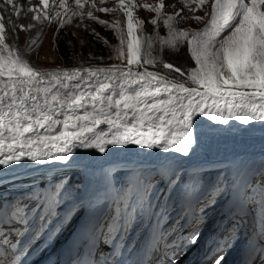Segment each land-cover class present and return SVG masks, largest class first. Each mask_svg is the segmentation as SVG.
<instances>
[{
  "label": "snow or ice",
  "instance_id": "obj_1",
  "mask_svg": "<svg viewBox=\"0 0 264 264\" xmlns=\"http://www.w3.org/2000/svg\"><path fill=\"white\" fill-rule=\"evenodd\" d=\"M174 2L159 0L155 7H143L159 18L161 9L173 6ZM54 3L55 0H0V9L12 6L16 16L21 11L34 13L31 20L43 23L52 19L50 9ZM181 3L184 8L196 11L207 0H181ZM193 4L195 7H190ZM140 6L138 0H118L116 10L127 18L126 32L119 27L120 21L115 25L98 21L106 28L116 29L120 36L116 56L126 60V66L44 73L31 67L17 54L15 45L6 42V27L15 28V24L5 13H0L2 170L17 167L25 160L68 161L77 147L105 153L110 145L134 144L141 148H162L186 157L198 143L195 129L199 127L200 116L219 125H229L232 120L241 125L264 121V0H214L207 25L191 33L172 26L173 20L182 18L183 10L163 19L169 31L160 44L169 49L186 45L195 61L185 82L168 80L145 67L157 64V57L153 55L152 38L136 34L134 23H145L134 21L133 10ZM56 7L55 18L61 28L74 17L96 20L93 9L113 11L97 8V0H59ZM193 19L200 21L203 17ZM150 23L156 25L158 19ZM20 27L24 29L25 25ZM161 67L185 75L171 62H162ZM101 125L106 128L100 129ZM156 174L166 180L169 191L159 193L153 202L155 183L139 179L140 187L135 191L130 189L123 197L116 233L119 235L129 219L134 223L137 218H145L159 229L156 247L164 252L160 258L163 264H178L174 252L171 256L167 254L168 245L177 246V232L182 219L187 218V209L181 205L183 216L177 218L169 231L168 208L175 210L179 203L169 205L176 189V175L173 172L166 176L160 170ZM68 203L63 186L52 184L45 189L34 188L9 208H0V264H20L28 247L20 248L21 238L29 233L39 238L53 219L59 217V209ZM8 225L21 226L13 229L15 242L6 230ZM109 235L117 242L116 235ZM197 236L198 233H193L188 242L195 243ZM257 258L264 264V251ZM222 259L215 258L213 264H222Z\"/></svg>",
  "mask_w": 264,
  "mask_h": 264
},
{
  "label": "rangeland",
  "instance_id": "obj_2",
  "mask_svg": "<svg viewBox=\"0 0 264 264\" xmlns=\"http://www.w3.org/2000/svg\"><path fill=\"white\" fill-rule=\"evenodd\" d=\"M139 1L142 3V5H145V3L149 2L152 4L153 7L159 4V0H139ZM58 4H59V0H55V3L50 9V15L52 19L46 21L47 24L45 25V29L43 33L39 35L36 44L34 45L33 48L31 59L36 63V65H38L37 67L40 70L60 71L66 69H74L78 67H89V68L110 67L112 65L126 66V60L122 61L116 56L115 50L117 47L120 46V36L118 35L115 28H106L104 25H102V29H97L95 28L96 26L95 24L81 20V18L79 17L72 18L70 23L65 24L61 28L59 20L55 18L56 11L58 10L56 6ZM210 4H211V0H207V3L202 8L196 11H192L184 8L183 3H181V0H175L173 6L165 7L161 9V16L159 18L157 17L156 13L153 11H145L142 8H137L135 17L138 20L145 22L143 25H139L140 35L150 36L152 38L153 55L157 57V64L160 62L163 49L168 48L167 45L160 44V39L167 38L169 31L168 28L164 26L163 19L169 15H175V13L183 10L182 18L173 20L172 26L175 29L188 31L191 33L195 29H198L204 23L207 13L209 14L211 11ZM100 7L112 8L113 11L111 13H105L93 9V15L99 16L100 21L101 20L105 21L109 25H115L117 21H120L119 27L126 32L125 26L123 24L122 15L114 9V6L112 5V0H104L103 3H100L99 0H97V8ZM190 7H195V5L193 4ZM61 16L63 17L62 10H61ZM194 16H201L203 17V19H201L200 21H195L193 19ZM153 19H158V23L156 25L150 23V21ZM171 50L175 52H178V50H186L190 54V52L187 50L186 45H180L178 48ZM100 53H103V55L101 56ZM85 57L91 58L88 60H100V62H91V61L88 62L85 59ZM171 58L173 61H175L173 57ZM191 60L193 65L192 67L183 71L185 73L184 76H181L180 73H175L174 74L175 77L173 78L163 74H159V73L158 74L164 76L166 79L185 82L187 80V72L190 71L191 68L195 67V61L192 58ZM157 64L146 65L145 67L147 68L148 71L156 72ZM237 122L235 120H233V122L231 121L230 125H232L231 128L233 129H227V128L215 129L213 127L205 125L204 123H199V127L195 129V134H198V137L207 136V135L215 136L218 135L219 133V135L222 136L226 135L224 136L226 138L227 136L244 138V139L249 138L246 135H251L252 138L250 139L260 140L261 138H263L257 136V133L264 132V121H258V122L252 121L250 125L249 124L239 125L240 122H238L239 124H237ZM253 125L255 126L258 125L261 127V129L248 131L250 129L248 127H251ZM235 126H238L237 129H234L236 128ZM99 127L100 129L106 128L105 125H101ZM234 133H239V134L235 135ZM259 135L263 136L264 134L259 133ZM214 147L215 145L211 146L210 144H206L202 146L201 149L200 146H198L197 151L201 152L202 154L204 153L208 154V152L214 149ZM142 149L145 150L146 148H141L134 144L110 145L105 153H99L95 149H85V148L77 147L70 154L69 160L67 162L65 161L66 163L58 160L57 161L45 160L42 163L43 165L39 163L38 167H36L34 170L29 169L24 174L3 179L0 181V184L6 181H10L13 178L31 177L36 174L50 173L52 171L62 170L64 168L83 169V173H85L86 170L88 173V168L93 164L94 161L92 163H89L86 159H84V157H96L98 159L97 161L100 162L103 169L104 168L103 166L105 165L106 167H110L111 165H114L113 162L115 161V159L112 158L116 156L125 155L126 157L129 158L135 156L139 157L142 154L143 151ZM133 154H137V155H133ZM100 158L102 160H100ZM97 161L95 163H98ZM220 162L221 161L197 162L192 164L190 168H198L208 165L215 166V165H219ZM125 166H130V165L126 164ZM135 166L137 165L132 164L130 167H135ZM90 171L91 169H89V172ZM104 172L105 169H103V174ZM106 175L107 177L105 179V182L107 181L106 182L107 184L110 181L111 168H107ZM130 180L131 177L126 178V181H130ZM157 180L158 178H155L153 180V182L156 185L155 192L159 190V185H160V182L156 183ZM124 182L118 184L119 183L118 178L111 179L112 189L116 190L117 196L120 194ZM262 182L264 181H261V183ZM155 192H153L152 195H154ZM161 192H165V190L162 188L160 189V193ZM161 200L163 201V198ZM155 201H156V197H155ZM72 203L73 201L71 200V203H68L65 206H68L71 209ZM73 226H74L73 218L68 224H66V221L61 222L58 229L59 235H63L64 237H66L69 234L70 230L73 228Z\"/></svg>",
  "mask_w": 264,
  "mask_h": 264
},
{
  "label": "bare ground",
  "instance_id": "obj_3",
  "mask_svg": "<svg viewBox=\"0 0 264 264\" xmlns=\"http://www.w3.org/2000/svg\"><path fill=\"white\" fill-rule=\"evenodd\" d=\"M214 2V0H211V4ZM145 5H149L152 6L151 3H146ZM138 8V7H137ZM137 8H135L133 10V17H134V21L138 20L135 17L136 14V10ZM211 9V6H210ZM145 11H148L146 8H144ZM3 13H5L8 17H10L15 24V28H11V27H6V42L11 44V45H15L17 54L21 56V58H23L24 60H26L29 65L31 67H33L35 70L40 71L42 73L44 72H61V71H65V70H60V71H43L40 70L36 65V63L31 59L32 58V53H33V48L34 45L36 44V41L39 37V35H41L45 29V25L47 24L46 21H44L43 23H38L36 21H32L31 17L34 15V13H30V12H24L21 11V13L19 14V16H16L14 14V10L12 8V6H8L6 5L5 8L2 9ZM118 12L122 15V19H123V24L125 26V30H126V17L123 16V14L118 10ZM208 19H210V13L206 15V19L204 20V23L198 28L195 29L194 31H200L202 30L206 25H207V21ZM31 23L33 26L31 28H28L27 25ZM21 25H25L24 29H21ZM134 28L136 30V34L140 35V29H139V25H136L134 23ZM193 31V32H194ZM33 41H35V43H33ZM85 68H89V67H78V68H74V69H66L67 71H72V70H76V69H85ZM90 68H97V67H90ZM170 80V79H168ZM176 81V80H174ZM179 82V81H176ZM189 86V85H188ZM233 122V120H232ZM258 122V121H257ZM198 123H204L207 126L213 127L215 129L217 128H227V129H233L231 128L232 125H219L216 124L213 121H209L206 117L200 116L198 118ZM251 123V122H250ZM250 125V124H249ZM252 125V124H251ZM262 126V125H261ZM237 129L238 126H235ZM248 131H254L257 129H261L260 126L258 125H253ZM238 131V130H237ZM226 135H215V136H200L198 137V143L193 145V150H190V154L188 156H184L182 153H176V152H165L162 148H153V149H148L146 148L145 150L142 149V154L138 157H132L134 159H140V158H144L147 159L148 161L146 162L147 164L154 166V165H162V164H166L168 162L167 158L172 157L175 158L178 163H180L182 166L183 165H191L192 163L198 162L202 159L204 160H211V161H220L224 158V153L231 147H234L236 145H248V144H253L256 145L259 149H263L264 150V137L259 139H250V138H236V137H230L227 136L224 137ZM206 144H210L215 145L214 149L210 150L208 152V154L204 153L202 154L201 152L197 151V147L200 146V149L202 146L206 145ZM139 152V150H138ZM158 152V153H157ZM131 154V153H130ZM133 155H137V154H133ZM132 155V156H133ZM98 156V155H97ZM132 158L126 157L125 155H120V156H116L112 159H115V161L113 162L114 164L117 163H124V162H130L132 161ZM84 159H86L89 163L93 164L88 168V173H87V177H86V182H87V190L85 193V209L89 210V211H93L95 209H98L105 201V198L108 196V194L106 193L105 189L103 188V169H102V165L100 164V162H98L96 157H84ZM100 160H102L100 158ZM172 160V159H171ZM98 163H95V162ZM65 162V161H63ZM67 162V161H66ZM65 162V163H66ZM41 163V165H43V161L42 162H35V161H30V160H25V161H21L20 165L17 167H9L7 170H2V166H0V181L9 177H13V176H17V175H21L26 173V171L30 170H34L36 167H38V164ZM60 164V162H59ZM89 169H91V171L89 172ZM6 171V172H5ZM107 182V181H106ZM258 181H256V183H254L255 186H260L259 183L257 184ZM108 184V183H107ZM73 207V206H72ZM72 209V208H71Z\"/></svg>",
  "mask_w": 264,
  "mask_h": 264
},
{
  "label": "trees",
  "instance_id": "obj_4",
  "mask_svg": "<svg viewBox=\"0 0 264 264\" xmlns=\"http://www.w3.org/2000/svg\"><path fill=\"white\" fill-rule=\"evenodd\" d=\"M102 56L103 53H100ZM174 58L175 61L172 60ZM85 59L89 62H100V60H88L91 59L89 57H85ZM171 62L174 66L181 68L182 71L192 67L193 63L190 57V54L186 50H178L175 52L169 48H164L163 53L161 54L160 62L157 64L156 72L159 74H163L170 77H175V72L169 71L161 67V63ZM213 168H205L204 171H201L200 180H186L183 176H178L176 182L178 183L177 189H181L185 192H190L193 194H197L200 190H205L207 185H205V177L207 176V182H210L211 173L209 171H213ZM136 178L137 174H132V183L136 187ZM83 183H84V173L83 169H68L64 168L62 170L52 171L50 173L44 174H36L31 177H18L12 179L10 181H6L0 184V201L5 198L11 197L15 193H19L23 190H33L34 188L45 189L47 187L52 186V184H59L63 186L64 191L69 197L70 203L71 200L73 203L75 199L73 196H77L78 201L81 202V195L83 192ZM72 189V190H71ZM7 191L4 193V191ZM64 209L68 208V206H63ZM70 211H65L61 214L69 215L74 211V207H71ZM60 212V210H59ZM60 217H64L60 215Z\"/></svg>",
  "mask_w": 264,
  "mask_h": 264
},
{
  "label": "clouds",
  "instance_id": "obj_5",
  "mask_svg": "<svg viewBox=\"0 0 264 264\" xmlns=\"http://www.w3.org/2000/svg\"><path fill=\"white\" fill-rule=\"evenodd\" d=\"M134 2H136V0H134ZM140 1L138 0V3H139ZM140 4V3H139ZM146 4V3H145ZM112 5L114 6V9L116 10L117 9V3L115 2V0H112ZM141 5V4H140ZM138 8H142L143 10H144V7L141 5L140 7H138ZM116 11H118V10H116ZM149 11V10H148ZM95 17H96V20H91V19H83L84 21H86V22H90V23H93V24H95L96 26H95V28H97V29H102V25L100 24V23H98V21H100V17L99 16H96V15H94ZM80 18V17H79Z\"/></svg>",
  "mask_w": 264,
  "mask_h": 264
}]
</instances>
